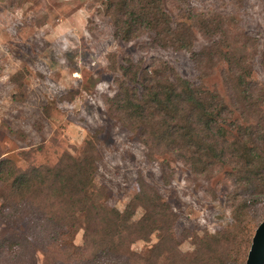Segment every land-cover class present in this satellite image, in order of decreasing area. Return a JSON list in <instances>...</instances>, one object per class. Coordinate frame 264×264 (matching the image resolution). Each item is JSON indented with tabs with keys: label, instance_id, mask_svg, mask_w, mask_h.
<instances>
[{
	"label": "rangeland",
	"instance_id": "374dc122",
	"mask_svg": "<svg viewBox=\"0 0 264 264\" xmlns=\"http://www.w3.org/2000/svg\"><path fill=\"white\" fill-rule=\"evenodd\" d=\"M162 2L171 21L190 33L189 48L164 46L147 30L123 37L103 0H0V158L23 169L54 166L66 154L82 156L91 141L97 157L92 189L101 191L105 206L124 210L142 180L175 212L171 230L182 252L192 251L195 236L221 233L220 249L227 251L221 257L228 260L215 257V264H246L248 235L264 218V201L246 213L243 205L236 209L225 169L200 174L171 152H151L142 126L131 127L122 113L110 115L109 98L122 85L141 89L143 69L153 76L161 60L170 79L178 75L216 93L239 127L264 125V0ZM128 64L138 69L124 72ZM231 129L234 136L238 128ZM143 213L139 206L134 219ZM2 214L0 264H42L41 241L30 229L37 215ZM158 240L154 230L132 249L146 253ZM19 243L26 246L18 254ZM169 259L164 253L156 264Z\"/></svg>",
	"mask_w": 264,
	"mask_h": 264
},
{
	"label": "trees",
	"instance_id": "16d2710c",
	"mask_svg": "<svg viewBox=\"0 0 264 264\" xmlns=\"http://www.w3.org/2000/svg\"><path fill=\"white\" fill-rule=\"evenodd\" d=\"M103 1L123 37L135 38L147 30L153 41L164 46L190 47L186 43L190 33L171 21L162 0ZM164 63L157 62L153 76L147 73L148 68L143 69L141 89L120 86L109 98L110 115L122 113L131 127L142 126V141L148 150L171 152L193 172L225 169L236 188L232 203L236 209L243 205L246 213L264 201V125L239 127L216 93L178 75L170 79ZM130 67L138 69L128 64L124 72ZM237 85L243 87L246 82L241 79ZM234 127L238 131L232 136ZM95 150L89 141L82 156L66 154L54 166L33 165L27 169L11 158H0V214L37 215L30 229L41 241L37 250L43 253L42 264H156L164 253L170 254L165 264H215V257L228 260L221 257L227 253L226 247L220 249L221 233L195 236L192 251L182 252L171 230L175 212L157 189L142 180L124 210L105 206L101 191L92 189L97 169ZM139 206L144 216L134 219ZM81 229L83 243L76 244ZM154 230L159 232L155 246L146 253L132 249L137 239L146 238ZM27 243L34 245L29 240ZM25 246L19 243L16 253ZM34 264L39 263L35 260Z\"/></svg>",
	"mask_w": 264,
	"mask_h": 264
},
{
	"label": "water",
	"instance_id": "95a60500",
	"mask_svg": "<svg viewBox=\"0 0 264 264\" xmlns=\"http://www.w3.org/2000/svg\"><path fill=\"white\" fill-rule=\"evenodd\" d=\"M246 264H264V219L255 230Z\"/></svg>",
	"mask_w": 264,
	"mask_h": 264
}]
</instances>
